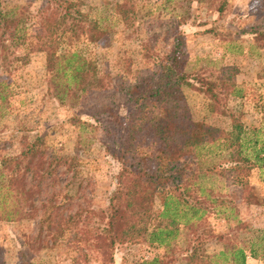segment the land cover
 Returning <instances> with one entry per match:
<instances>
[{"label":"trees","instance_id":"obj_1","mask_svg":"<svg viewBox=\"0 0 264 264\" xmlns=\"http://www.w3.org/2000/svg\"><path fill=\"white\" fill-rule=\"evenodd\" d=\"M188 1L198 7L201 2H216L217 16L212 22L228 9V0ZM92 2L0 0V120L10 112L14 72L36 59L46 78V93L56 102L53 112L62 109L67 113L56 125L75 126L78 145L87 133L98 132L104 150L117 160L115 190L105 209L84 211L77 207L69 212L74 206L72 198L65 195L61 199L57 188L75 156L62 153L36 125L19 122L0 135V221L37 219L38 234L29 246H74L80 257L70 253L72 264H93V259L99 261L96 264H113L115 246L125 240L131 218H138L136 223L143 226L137 233L145 234L150 244L170 247L164 256L142 264H247L248 258H259L264 248V192H253L254 186L245 177L254 169L264 172V118L255 125L243 111H228L246 99L244 88L227 75L229 67H221L211 77L185 57L181 25L192 16L189 10L176 15L172 8L174 17L166 27L163 24L160 31L133 38L141 27L133 5L127 7V0H107L105 15H95ZM169 2L163 0L156 6L157 15L163 9L167 12ZM150 14L151 10L140 17ZM130 22L134 25L129 26ZM212 22L194 25H207L204 30L220 41L224 51L239 49L243 53L245 47L239 41H248L246 52L257 64L261 62L264 28L258 23L222 29ZM120 33L125 40L139 39L140 50L130 55L121 52L110 59L112 54L105 49L119 40ZM120 66L121 71L112 73ZM257 75L264 78V66ZM96 82L105 97L111 96L78 114L74 104ZM190 95L199 96L202 103L196 105ZM210 117L224 118L227 125L220 126L219 120L208 122ZM150 136L156 138L158 146L156 151L145 153L140 145ZM14 144L19 145L18 153L8 151ZM205 148L215 151L219 159L203 162L201 150ZM219 176L227 197L203 185L204 179ZM234 187L242 191L241 204L250 210L245 221L237 218L240 205L228 196L235 193ZM226 208L234 214L236 225L228 233L211 236L215 247L209 253L200 248L203 243H195L201 237V221L207 213ZM152 218L157 221L147 230L146 223ZM249 219H256L259 226L253 227ZM181 226L186 246H173ZM251 227L252 235L244 237L242 244L234 240ZM68 230L72 232L63 239Z\"/></svg>","mask_w":264,"mask_h":264},{"label":"rangeland","instance_id":"obj_2","mask_svg":"<svg viewBox=\"0 0 264 264\" xmlns=\"http://www.w3.org/2000/svg\"><path fill=\"white\" fill-rule=\"evenodd\" d=\"M25 0H8L9 3H19ZM94 3L93 13L95 15H105L106 11L103 6L107 0H91ZM117 1V0H115ZM124 3L125 0H118ZM219 1V0H217ZM129 3L127 7L134 6L138 13L136 21H140V26L132 37L146 36L153 31L162 30L163 24H169L174 15H172V8L176 15L183 14L189 10L191 17L181 25L183 31V50L185 57L194 60V66L199 68L205 75L215 77L219 73L221 67H229L227 75L237 84L241 85L245 90L246 99L241 104L231 105L228 111L238 113L240 110L247 114L249 120L255 125H259L264 118V78L257 75V71L261 69V62L264 63V54L261 62L257 64V59L246 52L248 41H239L245 47L243 53L239 49H231L224 51L220 41L211 33L206 32L204 29L207 25H194L198 21L212 22L217 16L215 3L208 4L201 2V8L196 3L189 4L188 0H171L165 9L157 15L156 6L163 2V0H127ZM227 12L225 15L213 21L218 23L219 28L235 27V29H242L251 23H258L264 28V0H228ZM92 5V6H93ZM152 14L145 16L141 19L140 15L147 11ZM159 12V11H158ZM193 15H200L198 18H193ZM160 19H154L153 17ZM151 21V24L147 22ZM212 22V23H213ZM210 23H207L208 25ZM136 24V22H135ZM128 25H134L133 22ZM123 26L119 23V29ZM217 27V26H216ZM218 29V28H217ZM245 34L247 39L250 36ZM119 40L114 42L113 45L105 49L110 52L112 56L110 59L115 58V54L124 52V55H130V52H137L140 50L138 40H133L131 37L126 40L123 34L120 33ZM128 37V36H127ZM125 41V42H123ZM238 42V43H239ZM84 49L83 44L78 46ZM123 55V56H124ZM228 65V66H224ZM234 65V66H232ZM261 66V67H260ZM235 67L239 68L235 71ZM122 66L113 69L112 73L121 71ZM13 83L14 94L10 97L9 114L0 120V135L7 133V131L14 127L19 122L25 125H36L40 131H45L49 139L61 148V152L67 155L75 156L73 164L68 171L60 178L59 197L70 196L74 206L70 208L69 212H73L77 207L84 211L88 209L100 210L108 206L109 198L115 190L114 177L119 170V165L109 153L104 150V146L100 139L99 133H87L89 136L85 137L82 144L78 145V131L75 126L66 123L63 127L56 125L57 121L66 118L67 113L62 109H55L53 112L52 105H56L55 100L48 97L46 93L47 83L46 78L43 76V70L38 61L34 58L24 66L19 67L14 72ZM125 80L128 82L130 78ZM95 85V86H94ZM99 83L93 84L84 96L81 97L79 103L74 104V110L78 111L92 108L93 106L100 105L108 101L109 96L105 94L100 88ZM116 97L123 101L121 94L116 93ZM113 98V97H112ZM192 102L196 105L202 103V98L199 96H191ZM201 107V106H199ZM62 108V107H61ZM238 108V109H237ZM201 109V108H199ZM72 109V111L74 112ZM79 114V113H78ZM202 114V112H201ZM219 119L208 118V122H216ZM220 126H226L227 121L223 118L219 120ZM155 137L145 139L141 142L140 148L145 153L154 152L157 149V141ZM9 152L18 153L20 151L19 145H15ZM216 152L220 153L216 150ZM202 161L212 162L219 157L215 151L210 152L209 148L201 150ZM226 153V152H224ZM246 179L254 186L253 192H264V172L254 169L249 173ZM203 185L212 187L214 191L221 193V196L227 197L228 191L225 190V183L219 177L212 180L204 179ZM235 193L229 194L235 200L237 205V218L245 221L250 218V210L245 205L241 204L242 191L234 187ZM220 191V192H219ZM43 197H40V199ZM39 203V202H37ZM223 209V208H222ZM213 210L207 213L202 221L199 233L201 237L196 239L195 243H203L201 249L208 251L213 250L215 245L211 241V236H217L222 233H228L236 225V219L232 217L234 214L229 212V208L225 210ZM137 219H129L127 236L125 240L117 243L114 249L113 264H142L146 259L153 257H162L165 255L169 248H165L155 243L150 244L147 241L145 234H139L137 231L142 228L141 223H136ZM149 220V219H148ZM155 221V222H154ZM157 220L151 219L147 221V230L152 229ZM253 223V227H258L256 219H249ZM153 224V225H152ZM38 221L24 220L22 222H7L0 221V264H72V253L74 256H79L80 251L74 246H61V249H40L39 244L35 243V247H30L29 243H33V237L38 234ZM254 228L246 230L242 233L241 229L240 238L234 239L237 243L242 244L244 237L252 235ZM184 228L181 226V234L178 235L173 246L177 245L185 247L186 234ZM72 231H65L63 239ZM200 238V239H199ZM75 257V258H76ZM80 257V256H79ZM93 264L98 263L97 259ZM82 261V260H81ZM178 264V263H177ZM247 264H264V248L260 253L259 258L247 259Z\"/></svg>","mask_w":264,"mask_h":264}]
</instances>
